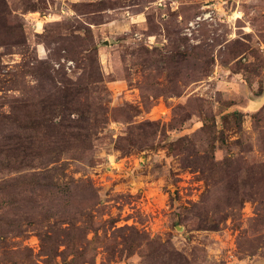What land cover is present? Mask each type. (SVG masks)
Returning <instances> with one entry per match:
<instances>
[{
    "label": "rangeland",
    "instance_id": "rangeland-1",
    "mask_svg": "<svg viewBox=\"0 0 264 264\" xmlns=\"http://www.w3.org/2000/svg\"><path fill=\"white\" fill-rule=\"evenodd\" d=\"M0 264H264V0H0Z\"/></svg>",
    "mask_w": 264,
    "mask_h": 264
}]
</instances>
